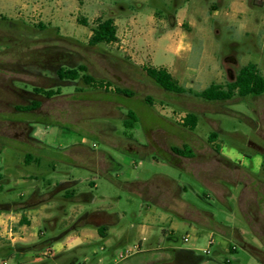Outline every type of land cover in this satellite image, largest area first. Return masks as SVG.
<instances>
[{
  "label": "rangeland",
  "instance_id": "374dc122",
  "mask_svg": "<svg viewBox=\"0 0 264 264\" xmlns=\"http://www.w3.org/2000/svg\"><path fill=\"white\" fill-rule=\"evenodd\" d=\"M109 18L118 41L89 47L97 21ZM79 64L113 87L57 81L59 67ZM246 65L264 74V0H0V204L30 202L22 212L32 228L15 244L52 241L46 252L4 261L119 264L122 252L143 244L157 250L120 264L158 259L170 245L192 250L202 264H263L246 245L263 251L255 235L264 240V95L207 102L167 93L143 71L165 67L182 86L201 92L233 81ZM35 86L61 87L62 95H29ZM116 87L134 96L118 95ZM32 100L42 106L15 111ZM129 112L138 119L133 129L124 125ZM188 112L199 117L194 131L182 126ZM214 132L218 161L198 151L182 169L163 151L212 146ZM128 143L157 149L141 158L128 154ZM138 181L146 184L136 186L143 196L128 186ZM64 182L71 186L61 189ZM98 210L120 223L107 239L94 241L102 218L85 215ZM172 221L179 229L168 237ZM84 224L92 244L60 252L65 240L55 239ZM8 239L2 247L12 244Z\"/></svg>",
  "mask_w": 264,
  "mask_h": 264
},
{
  "label": "trees",
  "instance_id": "16d2710c",
  "mask_svg": "<svg viewBox=\"0 0 264 264\" xmlns=\"http://www.w3.org/2000/svg\"><path fill=\"white\" fill-rule=\"evenodd\" d=\"M79 3H82V0H78ZM81 24H86L85 21H81ZM42 29L45 27L40 24ZM118 29L115 24V21L111 18L106 20L99 19L92 29V35L89 38L88 46L89 47H97L103 44L110 45L118 41ZM65 40V38H62ZM143 71L146 73V76L151 79L158 87H160L163 91L174 94V95H185L191 94L196 98H200L207 102H228L233 100L235 97H239L241 99H245L247 97H260L264 95V74L258 71L252 65H246L241 68L236 75V78L228 82L226 84H216L213 83L206 89L201 92H195L191 89H187L182 86L178 80H176L173 75L166 68H156V67H145ZM57 81L60 83H83L86 86L94 87V88H105L106 90L113 87L110 82L98 81L95 79L93 75L90 74L89 68L86 64H79L77 66H67L63 65L56 70ZM56 81V82H57ZM115 92L118 95H122L125 97L132 98L134 93L128 89L124 88H115ZM30 95H35L42 99L51 100L56 98L57 96L62 95L61 87L53 88H44L41 86H35L32 88ZM147 104L151 105V99H146ZM42 106V101L40 100H32L27 105L15 106V111L18 113H30L38 110ZM124 125L130 129H133V125L138 122L136 115L133 112H129L126 118L124 119ZM199 122V117L197 114L193 112H188L186 117L184 118L182 126L191 131H194ZM217 139V134L214 132L210 135L209 141L210 143H214ZM171 152L180 157L184 158H195L194 148L189 146L188 144H183L182 146H171ZM214 150L218 153V148H214ZM128 152V150H127ZM264 156V155H263ZM222 161H225L229 164L231 163L229 160L220 158ZM31 157L27 155L25 163H30ZM172 162V160H170ZM137 185L136 183L128 184V186L132 189L137 188L136 186H145ZM135 190V189H134ZM138 190V188H137ZM69 193V192H68ZM141 194V193H140ZM66 194L67 200H72L74 195L70 194L68 196ZM143 196V195H141ZM146 199V198H145ZM148 200V199H147ZM32 202V201H31ZM29 203H15V204H0V214L2 213H23L29 209ZM20 226H29L30 222L28 221L26 216H22L21 221L19 223ZM108 229L107 228H99L98 232L101 238H106ZM43 234V233H42ZM56 241L58 240L55 239ZM0 239V257L3 263H6L5 257H15L18 260L23 259L24 256L28 255L29 252L34 251L38 252H46L51 249L52 241H44L40 242L32 247H26L22 245H6L2 247ZM231 252H235V249H231ZM72 262L71 264H74Z\"/></svg>",
  "mask_w": 264,
  "mask_h": 264
},
{
  "label": "crops",
  "instance_id": "0c3cea01",
  "mask_svg": "<svg viewBox=\"0 0 264 264\" xmlns=\"http://www.w3.org/2000/svg\"><path fill=\"white\" fill-rule=\"evenodd\" d=\"M218 84H221V83H218ZM215 143L216 142L212 143L211 144L212 146H210V145H207V146H200V145H196L195 146L194 145V146H192L194 148V151H195V158L197 159L199 157V155H198V151H199V152H202L201 153L202 156L205 157L207 160H208V158L209 159L210 158L211 159L212 158H216L217 161H218V153L214 150V148L217 147V145H215ZM76 146L77 145H74L73 147H76ZM78 148H81L82 150L85 151V149L83 147H79L78 146ZM153 148H156V147H152L151 144H149L148 147L136 146L133 143H128L127 144L128 154L134 155V156L135 155H139L141 158H143V156H145L148 153H154V152H152V149ZM170 149H171V146L167 147V149L166 150L164 149L163 151L166 154V156H168L173 162H175L182 169H184V166L187 165L189 161L195 159V158L190 159V158H184V157L176 156V155H174L171 152ZM153 150H155V149H153ZM205 163L207 164L208 162H205ZM98 167H99L98 165L95 166V170L99 172V170H98L99 168ZM99 173L103 175L106 172H99ZM216 180H217V182L215 184V187L211 188L214 193H215L216 190H218V178H216ZM21 181L22 182H30L31 180L30 179L29 180L28 179H23ZM135 183L137 185H143V184H145V183H141L139 181L138 182H135ZM70 186H71V184L64 182V183H61L60 188L61 189H65V188L70 187ZM132 190H134V189H132ZM134 191H135V193L141 195L140 192H138V190L137 191L134 190ZM30 213H28V214H30ZM86 215H96V216H99V217L102 218L101 219L102 222H100V224H95V226H94L95 228H97V231L94 230L95 233H96V234L93 235L94 241L97 238H101V236L99 235V232H98V229L99 228H107L108 229V231L106 233L107 237L106 238H101V239H107L110 236V233L112 231V228L118 226L119 223H120L119 222V218H114L113 215H111V214H109V213H107L105 211H99L98 210V211H95L93 213H88ZM22 216H26L27 217L28 221L30 222V225L29 226H20L19 225ZM32 224L33 223H31L28 215H26L25 213H14V212L2 213V214H0V239L2 240V239H5V237H8L7 236L8 235V230H9V227L11 225H14L15 226V231H17L19 234H21V233L25 232V230L28 227L32 228ZM178 229H179V223L172 221L171 222V231L169 233H166L165 235L168 236V237L173 236L174 232H176ZM88 230H89V227L87 225H85V224L83 226L80 225L79 227L77 226V228L71 230V231H73L71 234L70 233L69 234H65L61 238H58L57 241H64L65 240V243L60 246L59 251L61 252L65 247H67V249H69V248H72L73 246H80L82 243H86L87 245H91L92 244V241L91 240H88L86 238ZM169 240H171V239H169ZM171 241H173V239ZM240 243L243 244L241 238H240ZM249 247L250 246L247 247V245H246V249H249ZM232 248L236 250L235 247H232L230 245L229 252H231L230 250ZM103 249L105 250L106 248H103ZM136 249H137V251L136 252H133V254L130 255V257H128V258H131V257L134 258V257H136L138 255L142 256V255H145V254H148V253H153L155 250H157V249H154V248H150L148 250H144L143 249V244L137 245ZM127 250H129V249H127ZM160 251L163 252V253H165V254H163L162 256H160L158 259H155V260L143 261L142 264L169 263V262L172 261V259L174 258L175 255H177V254H179L181 252H189V253L192 252V250H189V249H181V248H177V247L171 246V245L170 246H167L165 248L160 249ZM168 254H170V256H168ZM251 254H252V256L258 262L263 263L252 252H251ZM128 258H125L123 260H120L119 261V264L122 263V262H124V260H127Z\"/></svg>",
  "mask_w": 264,
  "mask_h": 264
},
{
  "label": "flooded vegetation",
  "instance_id": "af4514ba",
  "mask_svg": "<svg viewBox=\"0 0 264 264\" xmlns=\"http://www.w3.org/2000/svg\"><path fill=\"white\" fill-rule=\"evenodd\" d=\"M30 95V94H29ZM150 202H152L151 200H149ZM86 219H100L101 217L96 216V215H85ZM80 224V223H79ZM77 225H74V228ZM255 237L258 239V241L260 242V244L262 245V250L258 249V248H253V247H249V250L256 255L263 263H264V240H261L260 238H258L256 235ZM185 261L187 264H201L202 262L196 257L194 256L192 253L189 252H181L177 255L174 256V258L172 259L171 262L169 263H160V264H177V262L179 261Z\"/></svg>",
  "mask_w": 264,
  "mask_h": 264
},
{
  "label": "built area",
  "instance_id": "2783aa9c",
  "mask_svg": "<svg viewBox=\"0 0 264 264\" xmlns=\"http://www.w3.org/2000/svg\"><path fill=\"white\" fill-rule=\"evenodd\" d=\"M8 240H10V242H12V245L15 244V242H17L18 239H21V235L15 231V226L14 225H11L9 227V230H8ZM192 240V237L190 234H187L183 241L185 244H189ZM215 244L214 240L213 239H210L209 241V245L210 246H213ZM133 252L131 250H126L125 252H122L119 256L120 260H123L127 257H129L130 255H132ZM204 254L208 255L209 254V250H204ZM3 264H7V263H3Z\"/></svg>",
  "mask_w": 264,
  "mask_h": 264
}]
</instances>
